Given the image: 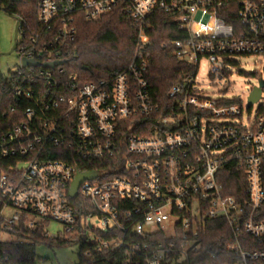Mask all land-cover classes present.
<instances>
[{
	"label": "built area",
	"instance_id": "built-area-1",
	"mask_svg": "<svg viewBox=\"0 0 264 264\" xmlns=\"http://www.w3.org/2000/svg\"><path fill=\"white\" fill-rule=\"evenodd\" d=\"M115 9L137 26L131 60L110 78L68 74L79 16ZM160 10L182 34L162 46L193 67L169 90L166 113L147 79L151 16ZM14 16L18 64L0 69V264L4 242H34L20 231L78 244L85 264H264V249L241 238L264 243V85L250 117L259 82L244 115L242 99L211 98L198 80L203 60L217 80L240 57L264 58V0H38V26ZM85 171L97 175L72 197ZM231 171L238 196L223 184ZM214 219L231 228L220 255L204 254Z\"/></svg>",
	"mask_w": 264,
	"mask_h": 264
},
{
	"label": "trees",
	"instance_id": "trees-1",
	"mask_svg": "<svg viewBox=\"0 0 264 264\" xmlns=\"http://www.w3.org/2000/svg\"><path fill=\"white\" fill-rule=\"evenodd\" d=\"M37 3L38 0H0V9H4L12 15H20L32 28L38 26ZM221 15L227 22L237 24L235 14L221 13ZM151 22L154 26L149 33L151 42L148 48L150 54L147 79L154 101L159 104V112L162 110L166 113L167 105L171 102L168 96L169 90L181 80L185 73L193 71V67L179 60L171 48L162 46L167 40L182 37L176 23L170 19L169 13L157 11L151 16ZM76 24L77 37L74 49L77 52V57L69 60L66 64L68 74L75 73L80 80L110 78L120 72L131 60L137 40V26L122 10L115 9L96 20H87L83 16H79ZM227 102L233 103L236 100ZM134 128L137 129V127ZM56 149L59 150V148ZM56 156H60L59 152L54 153V157ZM1 160L4 161V159ZM5 162L3 165L7 166V162ZM223 184L228 194L239 195L240 182H238L235 173L229 172L227 178L223 180ZM205 229L203 240L206 250L204 254L209 252L222 254L221 246L225 236L231 234V228L223 219H214L207 222ZM18 235L34 239L32 240L34 242L25 243L18 239L4 242L1 246V254L8 257L7 264H35V245L67 243L49 241L39 231L35 234L29 231H20ZM241 238L247 248L264 249V243H260L246 234H242ZM80 264H85L81 258Z\"/></svg>",
	"mask_w": 264,
	"mask_h": 264
},
{
	"label": "rangeland",
	"instance_id": "rangeland-1",
	"mask_svg": "<svg viewBox=\"0 0 264 264\" xmlns=\"http://www.w3.org/2000/svg\"><path fill=\"white\" fill-rule=\"evenodd\" d=\"M16 18L4 9H0V53L7 52L13 45ZM240 64L232 67V74L224 79L212 80L209 76V63L201 62L198 72L199 86L211 98L238 97L242 99L244 115L250 86L259 82L260 74L264 78V58L248 55L238 58ZM18 64L16 51L0 55V69L3 73L13 70ZM254 74V75H253ZM261 102H256L250 117H254ZM60 227L51 225L50 232L56 233ZM35 264H80L79 245L76 243H40L35 245Z\"/></svg>",
	"mask_w": 264,
	"mask_h": 264
},
{
	"label": "water",
	"instance_id": "water-1",
	"mask_svg": "<svg viewBox=\"0 0 264 264\" xmlns=\"http://www.w3.org/2000/svg\"><path fill=\"white\" fill-rule=\"evenodd\" d=\"M17 38H18V22H16L15 24V29H14V42L13 45L11 47V49L7 52H2L1 54H10L12 53L16 46H17ZM64 61L60 62L63 63ZM25 65L26 64H36L37 62H34L32 60H24ZM59 62H54L52 64H46V65H55ZM264 85V82L262 79H259V85L254 86L252 89V92L250 94V96L248 97V105H252L253 103L257 102L258 99L261 96V92H262V86ZM97 175V172H93V171H85V172H78L73 183L71 186V191H70V195L72 197H74L77 193V188L79 186V184L85 179V178H94Z\"/></svg>",
	"mask_w": 264,
	"mask_h": 264
},
{
	"label": "flooded vegetation",
	"instance_id": "flooded-vegetation-1",
	"mask_svg": "<svg viewBox=\"0 0 264 264\" xmlns=\"http://www.w3.org/2000/svg\"><path fill=\"white\" fill-rule=\"evenodd\" d=\"M13 42H14V36H13Z\"/></svg>",
	"mask_w": 264,
	"mask_h": 264
}]
</instances>
